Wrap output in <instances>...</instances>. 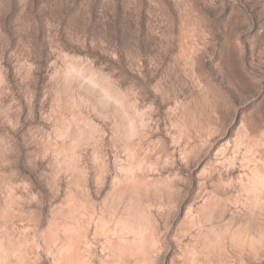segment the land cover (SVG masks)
Wrapping results in <instances>:
<instances>
[{
    "label": "rangeland",
    "instance_id": "obj_1",
    "mask_svg": "<svg viewBox=\"0 0 264 264\" xmlns=\"http://www.w3.org/2000/svg\"><path fill=\"white\" fill-rule=\"evenodd\" d=\"M0 264H264V0H0Z\"/></svg>",
    "mask_w": 264,
    "mask_h": 264
}]
</instances>
